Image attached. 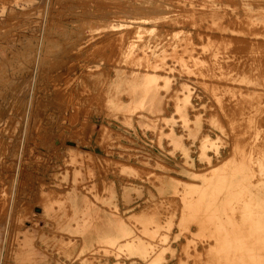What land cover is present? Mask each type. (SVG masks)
Masks as SVG:
<instances>
[{"label":"rangeland","instance_id":"374dc122","mask_svg":"<svg viewBox=\"0 0 264 264\" xmlns=\"http://www.w3.org/2000/svg\"><path fill=\"white\" fill-rule=\"evenodd\" d=\"M261 146L264 0H0V264H264Z\"/></svg>","mask_w":264,"mask_h":264},{"label":"bare ground","instance_id":"6f19581e","mask_svg":"<svg viewBox=\"0 0 264 264\" xmlns=\"http://www.w3.org/2000/svg\"><path fill=\"white\" fill-rule=\"evenodd\" d=\"M230 3V2H229ZM210 7V6H209ZM204 9V8H203ZM227 14V13H226ZM221 22V21H220ZM223 22V21H222ZM228 22V21H227ZM226 22V23H227ZM224 23V22H223ZM221 24V23H220ZM224 25V24H223ZM239 27V26H238ZM5 35V34H4ZM216 37V36H215ZM208 38V37H207ZM206 38V39H207ZM244 38V37H243ZM217 44V43H216ZM176 45V44H175ZM204 45V44H203ZM221 45V44H220ZM245 45V44H244ZM179 46V45H178ZM190 46V45H189ZM195 46V45H194ZM213 46H215V45H213ZM250 46V45H249ZM177 47V46H176ZM181 47V46H180ZM192 47H193V45H192ZM197 47V46H196ZM205 47H206V45H205ZM208 47V46H207ZM184 48V47H183ZM219 49V48H218ZM215 50H216V48H215ZM259 50V49H258ZM257 50V51H258ZM197 51V50H196ZM211 52H212V50H210ZM194 52H195V50H194ZM199 52V51H198ZM218 52V51H217ZM251 52H252V50H251ZM254 52V51H253ZM206 54V53H205ZM258 54V53H257ZM197 55V54H196ZM212 55V54H211ZM221 55V54H220ZM219 55V56H220ZM225 56H226V54H224ZM249 55V54H248ZM252 55V54H251ZM188 57V56H187ZM198 57V56H197ZM210 57V56H209ZM260 57V56H259ZM262 57V56H261ZM216 58V57H215ZM249 58H251V57H249ZM257 58V57H256ZM210 59V58H209ZM221 59V58H220ZM226 59V58H225ZM219 60V59H218ZM223 60H224V58H223ZM223 60H221V62L223 61ZM255 60V59H254ZM212 62V61H211ZM216 62V61H215ZM214 62V63H215ZM255 62V61H254ZM188 63V62H187ZM191 64V63H190ZM219 64V63H218ZM221 64V63H220ZM214 65H216L217 67H218V65L217 64H213V66ZM224 65V64H223ZM262 65V64H261ZM198 66V65H197ZM216 66H215V68H216ZM208 67V66H207ZM226 67V66H225ZM224 67V68H225ZM262 67V66H261ZM260 67V68H261ZM182 68V67H181ZM209 68V67H208ZM220 68H221V66H220ZM224 68H221L222 70L224 69ZM233 68V67H232ZM257 68V67H256ZM185 69V68H184ZM208 70V69H207ZM229 70V69H228ZM261 70V69H260ZM221 71V70H220ZM219 71V72H220ZM210 72H211V70H210ZM209 72V73H210ZM214 72H215V70H214ZM225 72V71H224ZM227 72V71H226ZM232 73H233V71H231ZM235 72V71H234ZM257 73V72H256ZM218 74V73H217ZM224 74V73H223ZM228 74H229V72H228ZM236 74V73H235ZM220 75H221V73H220ZM259 75V74H258ZM215 76H216V74H215ZM231 76V75H230ZM236 76V75H235ZM192 77V76H191ZM223 78L224 77H222V80H223ZM227 78V77H226ZM238 79V78H237ZM236 79V80H237ZM245 79V78H244ZM251 79V78H250ZM229 80V79H228ZM242 81V80H241ZM247 82V81H246ZM216 83V82H215ZM218 83V82H217ZM208 84V83H207ZM210 84V83H209ZM233 84V83H232ZM220 86V85H219ZM218 87V86H217ZM221 90V89H220ZM225 90H226V88H225ZM237 90V89H236ZM218 91V90H217ZM222 91V90H221ZM236 92H238V90L236 91ZM258 93V92H257ZM219 95V94H218ZM222 100H223V98H222ZM235 100V99H234ZM233 100V101H234ZM228 101V100H227ZM230 101V100H229ZM240 101V100H239ZM221 102V101H220ZM187 103V102H186ZM227 103V102H226ZM238 103V102H237ZM236 103V104H237ZM239 104V103H238ZM230 105V104H229ZM224 106V105H223ZM191 107V106H190ZM225 107V106H224ZM234 109V108H233ZM242 112V111H241ZM233 116V115H232ZM243 116V115H242ZM241 116V117H242ZM238 117V116H237ZM236 117V118H237ZM234 118V117H233ZM210 121H211V119H210ZM246 122V121H245ZM210 123V122H209ZM213 123V122H212ZM240 124V123H239ZM262 124V123H261ZM213 125V124H212ZM241 125V124H240ZM239 125V126H240ZM258 125V124H257ZM241 127V126H240ZM229 129V128H228ZM235 129V128H234ZM238 129V128H237ZM240 130V129H239ZM259 130V129H258ZM255 139V138H254ZM250 140V139H249ZM244 141H245V139H244ZM254 142V141H253ZM247 143V142H246ZM252 143V142H251ZM243 144V143H242ZM248 144V143H247ZM263 144V143H262ZM220 145V144H219ZM251 145V144H250ZM249 145V146H250ZM248 146V145H247ZM252 146V145H251ZM256 147H257V145H256ZM262 148L264 147V146H261ZM245 148V147H244ZM261 148V149H262ZM247 150H248V148H247ZM255 150V149H254ZM204 152V151H203ZM261 152V154H263L262 153V151H260ZM259 152V153H260ZM260 154V155H261ZM256 158V157H255ZM207 160V159H206ZM205 160V161H206ZM209 160V159H208ZM251 161V160H250ZM259 162V163H258ZM220 164V163H219ZM220 166H222V165H220ZM225 169V168H224ZM255 169H256V171H257V177L256 178H258L259 180H261V181H263L264 182V159H259L258 160V158H256L255 159ZM242 170V169H241ZM244 170V169H243ZM251 170V169H250ZM250 172V171H249ZM219 173V172H218ZM201 174H203V173H201ZM231 174V173H230ZM207 176V175H206ZM249 176H251L250 174H249ZM199 177V176H198ZM208 177V176H207ZM256 178H255V180H256ZM214 180V179H213ZM217 181V180H216ZM216 183V182H215ZM246 184H247V182H246ZM213 185V184H212ZM240 185V184H239ZM194 186V185H193ZM229 186H231V185H229ZM194 188V187H193ZM248 188V187H247ZM254 190V189H253ZM232 191V190H231ZM221 192V191H220ZM259 192V193H258ZM257 193L259 194V196H260V194H261V198H260V200H259V196H258V200H256V203H258V205H257V207H254V213L256 214V217H255V219H256V221H255V224H256V226L255 227H257V228H259V229H262V231L264 232V184H262V188L259 190V191H257ZM182 195H183V193H182ZM195 195V194H194ZM179 197V196H178ZM220 197V196H219ZM189 198V197H188ZM215 201V200H214ZM203 204H204V202H203ZM201 207V206H200ZM210 208V207H209ZM203 209V208H202ZM185 210V209H184ZM197 220H198V218H197ZM257 223L259 224V225H257ZM214 226V225H213ZM228 229V228H227ZM208 230V229H207ZM190 232V231H189ZM264 234V233H263ZM233 235V234H232ZM226 236V235H225ZM263 236V235H262ZM209 239V238H208ZM240 241V240H239ZM218 245V244H217ZM228 255V254H227ZM235 259V258H234ZM237 259V258H236ZM235 259V260H236ZM239 261H240V259H239ZM253 262V261H252ZM220 264H221V262H220Z\"/></svg>","mask_w":264,"mask_h":264}]
</instances>
